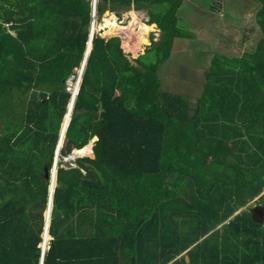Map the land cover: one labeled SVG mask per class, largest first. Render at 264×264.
I'll list each match as a JSON object with an SVG mask.
<instances>
[{
  "label": "trees",
  "instance_id": "16d2710c",
  "mask_svg": "<svg viewBox=\"0 0 264 264\" xmlns=\"http://www.w3.org/2000/svg\"><path fill=\"white\" fill-rule=\"evenodd\" d=\"M182 1L98 0V20L145 9L135 21L160 35L133 59L120 37L93 36L59 152L96 136L94 156L58 161L43 264H264V222L234 215L264 203V0L240 13L258 30L253 49L212 51L194 96L184 76L178 92L159 76L175 38L192 37ZM108 14L103 35L127 30ZM91 19L88 0H0V264L40 262L45 168Z\"/></svg>",
  "mask_w": 264,
  "mask_h": 264
},
{
  "label": "rangeland",
  "instance_id": "374dc122",
  "mask_svg": "<svg viewBox=\"0 0 264 264\" xmlns=\"http://www.w3.org/2000/svg\"><path fill=\"white\" fill-rule=\"evenodd\" d=\"M192 1L198 2L199 5H194L182 1L183 8H181V10H179L178 12L179 13L178 16L179 18H181L180 20L181 25L185 24V26L182 27L188 29L189 31L187 32L192 37L175 38L171 50V54L169 58L164 62L163 68L160 69V73H159L161 84L164 90L174 91V92H178L183 88L180 87L182 84L181 83L179 84L178 79L181 78V76H184L185 79L183 80V82L190 83V87L185 88L186 94L190 96L198 95L199 92L201 91L200 82L203 79L202 77L203 71L206 68V66H208V63L212 58L213 55L212 51L215 50L216 52L220 51V53L224 54V56L226 57L230 55L231 51L232 53L235 52L236 54L241 55L243 54L244 51L253 49V44H255L258 37V30L253 23L251 24L248 23L245 27L246 28L245 30L239 27V26L244 27L241 23V15H240V13L242 12V8H246L247 6H251V7L255 6V4L257 3L255 0L249 1L250 3L249 5L246 3H242L241 0L240 1L228 0L229 5L228 7H226V10L223 11V15L218 10L221 0H192ZM236 1L239 2L238 5L235 4ZM245 1L247 0H244V2ZM131 10L137 12L138 15L136 16L140 17L141 20H146L148 18V15L145 11L135 10L134 7H131V9L128 11L105 10L101 14V18H99V20H98L99 13H97L96 16L97 22L95 25L97 26V28L94 30V32L100 30L101 26L97 24L101 22L104 23L109 17L108 15L109 12L116 15V19L117 18L119 19L118 22L120 24L121 23L127 24L128 21L129 23H133L134 21V24H132V26L128 29V31L126 30L124 32L122 30L120 32L117 31V34L114 35H103L102 33L100 34L102 37H106V38H110L112 36L120 37L121 47L123 45L124 40L126 39L128 41V47H130L131 44H133L134 41L136 40V36L134 32L137 31L136 29L139 24L137 23V21H135L136 19H133L135 14L133 12L128 13ZM246 14L247 13H245V16ZM222 18H224V20L219 21ZM213 21H218L220 23L219 29H221V31L224 32V35H229V37L226 36L225 39L226 38L230 39L232 41L230 44L221 43L219 41V38L215 36L214 29H210V30L206 29L207 27L208 28L211 27L209 23H213ZM226 23H228L227 27H226ZM250 27H254V28L251 29ZM154 29L155 30H151L149 32L150 34L147 36L149 43L145 45L142 44L141 50H139L136 55H134V53L131 52L130 50L127 51L125 50L124 47H122L123 51L128 55L129 58L133 59L136 58L139 54L144 53L146 48L151 44V40L155 41L159 39L160 29L157 28V25ZM245 31H248V37H246V39H244L243 42L241 43L239 41L242 38L243 33H245ZM12 32L14 34L16 33L15 31ZM189 51L190 52L192 51L193 54H191ZM75 78L73 76L68 78V80L66 81L67 87L75 81ZM66 89L68 90V88ZM73 106L69 105L70 116L64 130H66L69 124ZM93 143H90L89 141V143L87 144L88 152L83 154L82 156H90L92 154ZM56 163H58L57 159H56ZM258 198L259 197L257 196L251 201H249L244 207L237 210L234 213V215L242 211V209L247 208L250 211L252 210L256 214V216L261 221L264 222V211L262 210L261 213L260 211L258 212V210L255 211V208H257L258 205H263V202L257 201ZM252 220H254L253 216H252ZM49 240H50V235H49Z\"/></svg>",
  "mask_w": 264,
  "mask_h": 264
},
{
  "label": "water",
  "instance_id": "95a60500",
  "mask_svg": "<svg viewBox=\"0 0 264 264\" xmlns=\"http://www.w3.org/2000/svg\"><path fill=\"white\" fill-rule=\"evenodd\" d=\"M90 1V0H88ZM92 28H93V25L91 23L90 25V31H89V39L87 41V46H86V50H85V53H84V56H83V59L81 61V64H80V67H79V76H78V79H77V84L79 82H81V78H82V74H83V70H84V67H85V64H86V60H87V57L89 55V52L91 50V47H92V38H93V35H92ZM79 90V89H78ZM78 90L76 91V95L78 93ZM74 101V95L72 94L70 96V100L68 102V105H67V110H66V113L65 115L67 114L68 110H69V105L71 103H73ZM64 115V116H65ZM64 118V117H63ZM63 129L60 128V131H59V139H58V142H57V146H56V150H55V155H54V158H53V163H52V166L51 168H45V177L46 179L49 180V188H48V200H47V207L45 209V212H44V221H45V224H44V231H43V234H42V237H43V247L45 246V236L47 235V232H48V228H49V224H50V221H48V216H49V211H50V205L52 203V198H53V190H52V184H53V179H54V176H55V173H56V159L58 160V154H59V149L60 147L62 146V143H63V136H65V134L63 133ZM97 140V137L96 139L94 140V142ZM94 145V143H93ZM68 159H73L74 158V154L72 153L71 155H69L67 157ZM52 210V209H51ZM258 210V212L262 211V206L261 205H258L257 208H255V211ZM47 212V216H45V213ZM252 216H253V219L254 221L256 222H261V220L256 216V214L251 210L250 211ZM188 258V256H186ZM43 262V255H41V258H40V264H42Z\"/></svg>",
  "mask_w": 264,
  "mask_h": 264
},
{
  "label": "bare ground",
  "instance_id": "6f19581e",
  "mask_svg": "<svg viewBox=\"0 0 264 264\" xmlns=\"http://www.w3.org/2000/svg\"><path fill=\"white\" fill-rule=\"evenodd\" d=\"M139 18V17H138ZM133 19H136L137 20V17H136V15L133 17ZM141 20V19H140ZM134 22V21H133ZM95 25H96V23H94V25H93V31H94V29H95ZM98 25V24H97ZM131 26H129L128 28H130ZM128 28H127V30L126 31H128ZM135 33V36H136V40L134 41V43L133 44H131V46L130 47H128V41L125 39L124 40V42H123V46H124V48L125 49H131L134 53H137L139 50H141V47H142V44H144V43H146L147 42V36H148V34H149V28H148V26L147 25H145V24H143V23H139V25H138V29H137V31L136 32H134ZM144 39H143V38ZM76 71H77V76H76V78H75V81L71 84V85H69L68 86V90H69V92L71 93V94H73L74 95V101H75V96H76V91L79 89V86H80V82L77 84V77L79 76V68H77L76 69ZM74 101H73V103H74ZM73 103H71L70 105L71 106H73L74 104ZM69 108V107H68ZM66 111V110H65ZM69 116H70V108H69V110H68V112H67V114L64 116V118H62V123H61V128L63 129V131L64 132H66V130H64L65 129V127H66V124H67V122H68V119H69ZM70 122V121H69ZM67 129V128H66ZM63 132V133H64ZM58 136H59V134H58ZM64 139V138H63ZM94 140L96 139V137H94L93 138ZM93 139H91L90 140V143H93L94 142V140ZM89 143V142H88ZM88 152V146H87V144L84 146L83 145V147L82 148H80V149H74L73 150V154H74V157H81L83 154H85V153H87ZM91 157L93 156V152H92V154L90 155ZM58 162V161H57ZM74 163H76V162H74ZM58 164V163H57ZM72 167V166H71ZM56 169H57V165H56ZM55 169V170H56ZM57 171V170H56ZM55 178H56V173H55V176H54V179H53V184H52V190L54 191V187H55V185H56V180H55ZM54 180H55V182H54ZM51 209H52V203H51V205H50V211H49V216H48V221H50V216H51ZM45 215L47 216V212L45 213ZM45 239H46V243H47V241L49 240V233L45 236Z\"/></svg>",
  "mask_w": 264,
  "mask_h": 264
},
{
  "label": "crops",
  "instance_id": "0c3cea01",
  "mask_svg": "<svg viewBox=\"0 0 264 264\" xmlns=\"http://www.w3.org/2000/svg\"><path fill=\"white\" fill-rule=\"evenodd\" d=\"M183 1H185V2H188V3H191V4H194V5H199L198 4V2H195V1H192V0H183ZM238 1H240V0H238ZM238 1H236V3L235 4H239V2ZM242 1V3H244V0H241ZM228 5H229V2H228V0H221V3H220V6H219V8H218V10L220 11V13H223V11H225L226 10V7H228ZM181 8H183V3H182V5L180 6V8H179V10H181ZM135 10H143V11H145V9H135ZM179 10H178V12H179ZM131 12H133L135 15H138L137 14V12H135V11H133V10H131L130 12H128V13H131ZM146 12V11H145ZM147 13V12H146ZM179 14V13H178ZM109 16L111 15V14H108ZM148 15V14H147ZM139 19H140V17H139ZM148 19V18H147ZM146 19V20H147ZM222 20H224V18H222L221 20H219V21H222ZM142 21V20H141ZM142 22H144V21H142ZM102 23V22H101ZM146 23V22H145ZM187 23V22H186ZM100 24V23H99ZM98 24V25H99ZM131 24L132 23H129V25H128V27L129 26H131ZM153 24H155V23H153ZM156 25V24H155ZM209 25L211 26V27H207L206 29L207 30H210V29H214V33H215V35H217V34H221L222 36H224V37H229V35H224V32L223 31H221V29H219L220 28V23L218 22V21H213V23H209ZM228 26V23H226V27ZM129 29V28H128ZM155 30V29H154ZM217 39V38H216ZM230 47V46H229ZM184 258H185V260L187 261V262H189V258H187L186 257V255H184Z\"/></svg>",
  "mask_w": 264,
  "mask_h": 264
},
{
  "label": "clouds",
  "instance_id": "9594fccd",
  "mask_svg": "<svg viewBox=\"0 0 264 264\" xmlns=\"http://www.w3.org/2000/svg\"><path fill=\"white\" fill-rule=\"evenodd\" d=\"M90 2V7H91V17H92V9H93V5H94V2H95V0H90L89 1ZM97 3H98V1H97ZM96 8H97V5H96ZM222 15H223V13H222ZM92 20V19H91ZM147 21H148V19L147 20H145L144 22H146L147 23ZM91 23V22H90ZM89 31H90V27H89ZM78 74V73H77ZM82 76V75H81ZM77 79H78V77H77ZM82 79V78H81ZM81 81V80H80ZM80 87V86H79ZM68 88V87H67ZM69 91V90H68ZM72 95V94H71ZM94 137H96V136H94ZM93 137V138H94ZM88 144V143H87ZM60 150V149H59ZM93 152V151H92ZM73 153V151L69 154V155H71ZM69 155H67V156H62L61 158H60V152H59V154H58V158H59V160H62L63 162H65V163H69L71 166H75V163H74V161H75V159L77 158V157H74L73 159H68L67 157L69 156ZM93 156H94V154H93ZM83 157V156H82ZM88 157H90V156H88ZM59 160H57V161H59ZM57 170V169H56ZM264 204V203H263ZM49 232H47V234H48ZM43 234V233H42ZM50 235V234H49ZM204 237H206V235L204 236ZM203 237V238H204ZM50 239H51V236H50ZM49 242H50V240H48L47 241V243H46V239H45V246L43 247V237H42V241L40 242V244H39V247H40V253H41V255H43V259H44V254H45V252L47 251V249L49 248ZM187 256V255H186ZM40 258H41V256H40ZM189 258V257H188ZM39 264H40V262H39ZM42 264H43V262H42Z\"/></svg>",
  "mask_w": 264,
  "mask_h": 264
},
{
  "label": "built area",
  "instance_id": "2783aa9c",
  "mask_svg": "<svg viewBox=\"0 0 264 264\" xmlns=\"http://www.w3.org/2000/svg\"><path fill=\"white\" fill-rule=\"evenodd\" d=\"M97 1H98V0H95L94 5H93V9H92V20H91L92 25H94V23L97 22V20H96V16H97V11H96ZM117 21H119L118 18H117ZM142 21H145V20H142ZM91 23H90V25H91ZM95 34L100 35V34H101V31L98 30L97 32H94V31H93V28H92V35L94 36ZM149 34H150V33H149ZM149 34H148V35H149ZM100 36H101V35H100ZM104 38L107 39L106 37H104Z\"/></svg>",
  "mask_w": 264,
  "mask_h": 264
},
{
  "label": "flooded vegetation",
  "instance_id": "af4514ba",
  "mask_svg": "<svg viewBox=\"0 0 264 264\" xmlns=\"http://www.w3.org/2000/svg\"><path fill=\"white\" fill-rule=\"evenodd\" d=\"M262 206V210L264 211V204L263 205H261Z\"/></svg>",
  "mask_w": 264,
  "mask_h": 264
}]
</instances>
